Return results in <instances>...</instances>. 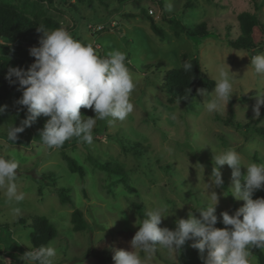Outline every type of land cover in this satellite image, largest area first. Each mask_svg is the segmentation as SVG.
Returning <instances> with one entry per match:
<instances>
[{"label":"rangeland","instance_id":"374dc122","mask_svg":"<svg viewBox=\"0 0 264 264\" xmlns=\"http://www.w3.org/2000/svg\"><path fill=\"white\" fill-rule=\"evenodd\" d=\"M0 1L36 21L43 17L57 21L75 39L92 44L101 57L116 49L125 52L136 85L130 95L134 108L124 121L97 120L91 144L75 137L65 142L67 147L63 151L84 167L83 178L69 171L61 147L49 148L42 143L39 132L50 117L41 115L18 133L15 141L7 139V130L13 124L12 113H20L19 125L27 114L26 108L16 104L22 96L19 85L11 91L1 104L7 106L5 111L9 115L0 125V155L18 163L16 184L25 199L9 202L0 192V259L10 264H25L21 257L30 251L26 245L30 243V224L35 216L43 215L57 230L47 244L57 249L53 264H104L98 258L102 248L131 250V240L141 221L132 202L139 204L145 215L151 206L166 204L168 216L160 226L174 230L176 220L186 219L189 212L199 218L196 209L210 202L206 184L210 185L208 192L215 191L218 196L215 227L224 228L220 213L233 214L244 201L231 195L232 169L228 165L220 166L223 187L211 186L213 151L232 148L241 154L243 163L264 164V137L250 128L264 127L262 106L259 118L253 112L257 92L264 91V77L254 73L250 59L251 55L264 53V46L256 50L234 49L226 43L223 31L217 33L214 29L205 38L174 36L170 17L179 13L187 0H163L164 9L155 0ZM168 2L173 5L172 11L166 7ZM255 3L264 21V0H190V12L183 21L192 25L210 19L209 23L218 29L225 22L234 26L231 31L234 34L230 15L253 12ZM144 11L164 30V38L151 30L149 22L142 17ZM256 37L259 38L257 33ZM3 54L14 56L11 44L0 47V55ZM194 56L214 81L219 68L227 71L229 66L236 75L230 97L232 106L228 102L226 109L207 113L203 104L205 97L198 94L199 88L187 104L168 102L163 90L165 71L179 66L184 57ZM34 59L29 58V66ZM208 93L210 98L213 90ZM81 113L95 117L91 109L81 108ZM227 118L240 127L227 125L224 122ZM121 139L128 144L123 145ZM92 159L124 167L130 188H125L119 176L96 167ZM61 188L70 189V203L59 202ZM74 208H79L86 219L83 230L72 229L70 218ZM191 243L187 241L185 245L193 249ZM140 255L144 259V254ZM252 258V264H260L254 255ZM180 259V251L173 253L157 246L145 264H177Z\"/></svg>","mask_w":264,"mask_h":264},{"label":"clouds","instance_id":"9594fccd","mask_svg":"<svg viewBox=\"0 0 264 264\" xmlns=\"http://www.w3.org/2000/svg\"><path fill=\"white\" fill-rule=\"evenodd\" d=\"M166 7L172 11L173 5L168 2ZM37 31L42 33L39 46L29 49L34 62L27 70L10 67L6 75L10 82L18 83L22 96L16 104L26 108L27 112L20 126L14 124L8 128L9 141H15L18 133L43 115L50 117L39 132L44 145L59 148L74 137L91 144L97 120L114 123L124 121L132 113L134 106L130 95L136 85L125 52L116 49L101 57L92 44L75 39L63 28L47 29L40 25ZM250 59L254 73L264 77V53L251 55ZM182 67L185 71L193 68L189 62ZM236 78L229 66L227 71L219 68L211 97L207 90H198V94L205 97L203 104L207 113L226 109L234 93L233 82ZM262 105L264 91H258L253 106L255 118L260 117ZM6 108V105L0 106V113ZM81 108L91 109L95 117L84 116ZM213 153L211 186L223 187L220 166L228 165L232 169L231 195L244 201L243 206L233 214L228 211L220 213L225 227H215L218 223L215 215L218 196L215 191L209 193L210 185L205 183L210 202L196 209L199 218L189 212L186 219L176 220L175 229L170 230L160 226L168 216V206H151L146 218L138 223L139 230L131 240V250L114 249V264H145L157 246L175 253L187 241L192 242L191 248L198 250L203 264H252L251 250L264 249V197L253 198L255 192L264 190V164H245L241 154L232 148ZM17 168L15 159L0 155V192L6 195L9 202L19 203L25 199V194L17 189ZM242 168L246 171L242 172ZM26 245L30 251L21 257L25 264H53L57 256V249L53 245ZM140 253L144 254V259ZM0 261L10 264L7 260Z\"/></svg>","mask_w":264,"mask_h":264},{"label":"trees","instance_id":"16d2710c","mask_svg":"<svg viewBox=\"0 0 264 264\" xmlns=\"http://www.w3.org/2000/svg\"><path fill=\"white\" fill-rule=\"evenodd\" d=\"M83 1V0H78ZM103 2V0H101ZM118 3H125L129 0H116ZM157 4L164 9L163 0H155ZM90 4L91 2L88 1ZM75 8V5H69ZM255 10L251 11H241L230 15L229 19L233 20L235 25L234 34L231 32L234 26L228 23H222V29H218L215 25H211L210 19L203 20L199 23L187 25L184 23L183 19L188 16L190 12V0H187L182 5L181 10L174 17H170L171 30L174 36H186L187 38H205L212 35L211 29H214L217 33L223 31L226 43L234 49H252L256 50L264 46V21L262 19L259 7L255 3ZM76 9V8H75ZM143 18L149 22L151 30L159 36L164 38V30L156 24L155 19L148 13L141 12ZM221 17V15H219ZM223 15L222 17H224ZM43 25L47 29L62 28L60 23L50 19L48 17H43L41 20L36 21L34 18L28 17L22 11H19L16 7H13L9 3L0 1V47L7 44H11V49L14 56L0 55V106L7 100L9 94L15 89L18 83H12L6 79L8 69L10 67H20L25 70L29 67V46H39V39L42 33L37 31L38 26ZM256 33L259 38L256 37ZM185 62L192 64L193 68L190 71H185L182 65ZM164 83L163 90L168 98V102H178L181 104H187L192 97L195 89L207 90L210 92L215 87V81L210 79L202 70L199 59L194 56L190 58L184 57L179 66L170 68L164 73ZM15 80V78H12ZM232 106V100H229ZM232 108L230 107L229 111ZM261 113H264V105H262ZM9 115V112L4 111L0 113V125L4 122L5 116ZM12 120L15 126L19 125L20 113L13 112ZM227 125L235 128H239V123H234L230 118L224 120ZM253 132L264 137V127H250ZM122 140V144L126 145V141ZM62 148V158L67 164V168L72 173H77L81 178L85 174L84 167L78 163V161L67 154ZM134 147V144L132 145ZM93 160V159H92ZM96 167L101 170L106 171L111 175L119 176L120 181L123 183L126 189H129L128 185V175L126 169L116 163H110L107 161L101 162L99 160H93ZM43 176V175H42ZM46 178L50 177L45 176ZM70 191L69 188H61L59 192V202L70 203L71 198L68 195ZM264 197V190H260L254 193L253 198ZM132 206L135 212L141 219L146 218L145 213L139 204L132 202ZM71 223L72 229L74 231H80L86 228L87 222L84 218L83 212L79 208H74L71 212ZM31 231L28 234V240L33 247L46 246L50 240H52L56 234L57 230L55 226L43 215L35 216L30 224ZM121 249L127 250L124 247ZM180 251V262L177 264H203L199 256V252L196 249H189L186 245H183ZM98 258L104 264H112L114 251H109L104 248L98 251ZM252 255H254L260 264H264V254L262 249L253 248L251 250ZM109 262V263H108Z\"/></svg>","mask_w":264,"mask_h":264},{"label":"built area","instance_id":"2783aa9c","mask_svg":"<svg viewBox=\"0 0 264 264\" xmlns=\"http://www.w3.org/2000/svg\"><path fill=\"white\" fill-rule=\"evenodd\" d=\"M90 28H92V27H90ZM99 29L101 28V27H98ZM95 30H98V29H95ZM94 29H93V31H95Z\"/></svg>","mask_w":264,"mask_h":264}]
</instances>
